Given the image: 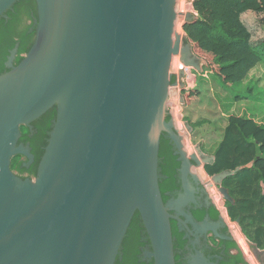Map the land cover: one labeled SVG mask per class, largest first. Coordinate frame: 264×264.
<instances>
[{
	"label": "water",
	"instance_id": "1",
	"mask_svg": "<svg viewBox=\"0 0 264 264\" xmlns=\"http://www.w3.org/2000/svg\"><path fill=\"white\" fill-rule=\"evenodd\" d=\"M17 1L0 0V17ZM190 1L36 0L34 43L17 67L14 50L11 70L0 75V264H116L137 212L155 264H176L169 210L191 196L184 145L202 167L189 146L192 127L169 109L186 104L185 70L207 66L179 32L182 21L197 18L178 10ZM54 107L37 176L23 179L13 158L32 165L35 156L20 143L21 127L32 132ZM163 134L179 150L185 189L168 203L160 188ZM253 165L211 183L234 204L223 182Z\"/></svg>",
	"mask_w": 264,
	"mask_h": 264
},
{
	"label": "trees",
	"instance_id": "2",
	"mask_svg": "<svg viewBox=\"0 0 264 264\" xmlns=\"http://www.w3.org/2000/svg\"><path fill=\"white\" fill-rule=\"evenodd\" d=\"M21 2L26 3L27 17L34 12L35 17L38 18L35 0H21ZM187 9L188 6L185 4L184 8L178 10L182 12ZM193 10L197 18L183 25L187 41L197 45L204 53L213 55V62L219 67L225 83L245 82L249 75L264 63V41L260 47L253 44V34L245 24L244 17L250 12L263 16L261 21L264 25V0H194ZM1 26H4V22H0ZM35 35L36 31L28 34L27 26L26 49L21 48V52L28 53L34 43ZM20 61L21 58H18L17 62ZM191 93L195 94L191 101L194 104L199 101L198 92L193 90L187 94L191 95ZM56 112L57 108L54 107L32 124L34 128L32 137L29 128L24 129L25 133L21 141L30 144L35 162L27 169L22 167L19 156L13 158L12 170L21 178L25 179L22 174L26 173L31 178H36ZM202 124L203 121H199L197 125ZM168 148V142L163 137L160 161L165 158L164 161L168 162ZM212 154L215 156V161L207 167L210 176L254 163L252 168L243 169L227 178L224 185L234 200L240 203V210L235 217L242 215L243 219H247L246 227H250V232L259 234L255 237V241L264 242V190L262 188L264 184V123L260 124L249 116L230 115L224 127L223 138ZM160 167H162L161 162ZM169 171L166 170L165 173ZM138 216L140 215L137 212L132 220L131 228L136 225ZM131 228H129L130 231Z\"/></svg>",
	"mask_w": 264,
	"mask_h": 264
},
{
	"label": "flooded vegetation",
	"instance_id": "3",
	"mask_svg": "<svg viewBox=\"0 0 264 264\" xmlns=\"http://www.w3.org/2000/svg\"><path fill=\"white\" fill-rule=\"evenodd\" d=\"M36 20L34 12L30 13L29 17L26 16V3L21 0L0 17V22H4V26L0 27V75L11 70L8 63L14 50L16 55L12 63L13 67H17L26 56V53L21 52V48L26 49V27L28 26V34L36 31ZM4 27H8L7 30H4ZM18 58H21L20 62H17ZM185 128L187 129L186 124ZM24 129L26 126L21 127V139L25 133ZM193 132H189V135H194ZM33 135L34 128L31 137ZM163 137L168 142L169 148L168 162L164 161L165 158L160 161L162 164V167H159L160 188L164 202L168 203L177 200L180 194H184L185 189L180 174L182 163L179 162V150L166 134H163ZM21 139L20 143L26 145ZM184 151L187 152L192 167L188 174L191 196L185 205H174L169 210L175 263L264 264V242L255 241V237L259 234L250 232V227H246L247 219H243L242 215L235 217L240 210V203L235 200V203L231 204L225 200L219 193L218 186L211 183L207 167L214 161L205 164L199 151L208 156H212V153L204 146H196L195 156L197 159V155L201 158L198 160L202 164V167H198L195 160L191 159L185 145ZM19 160L22 162V167L27 169L33 165H28V160L22 156H19ZM166 170L170 171L165 173ZM193 174H197L198 178L196 179ZM22 176L34 179L27 173ZM223 186L227 188L224 182ZM152 253L151 241L141 216H138L136 225L127 233L116 264H155L154 258L150 256Z\"/></svg>",
	"mask_w": 264,
	"mask_h": 264
},
{
	"label": "rangeland",
	"instance_id": "4",
	"mask_svg": "<svg viewBox=\"0 0 264 264\" xmlns=\"http://www.w3.org/2000/svg\"><path fill=\"white\" fill-rule=\"evenodd\" d=\"M193 1L184 2L188 9L180 13L195 14ZM262 17L252 12L244 17L245 24L253 34V44L259 47L264 41ZM184 24L185 21H182L179 27L182 35H186L183 30ZM193 46L195 53L207 61V66L202 73L193 69L187 71L188 75L184 80L186 87L182 94L186 104L170 102L169 109L170 112L177 110L176 120L181 125L185 126L188 123L192 127L194 135L190 136L189 146L201 145L215 151L223 138L224 127L230 115L249 116L260 124L264 123V63L255 69L245 82L225 83L219 67L213 62V55L204 53L197 45ZM193 90L198 92L199 99L194 104L191 101L195 94H187ZM188 102L191 104L188 105ZM199 121H203V124L197 125Z\"/></svg>",
	"mask_w": 264,
	"mask_h": 264
},
{
	"label": "crops",
	"instance_id": "5",
	"mask_svg": "<svg viewBox=\"0 0 264 264\" xmlns=\"http://www.w3.org/2000/svg\"><path fill=\"white\" fill-rule=\"evenodd\" d=\"M187 107H188V106H187ZM187 107H186V108H187ZM221 140H222V139H221ZM221 140H220V141H221ZM220 141H219V143H220ZM219 143H218V144H219ZM204 147H205V146H204ZM207 149L209 150L210 153H214V151H212L211 148H207ZM212 156H214V155L212 154Z\"/></svg>",
	"mask_w": 264,
	"mask_h": 264
},
{
	"label": "built area",
	"instance_id": "6",
	"mask_svg": "<svg viewBox=\"0 0 264 264\" xmlns=\"http://www.w3.org/2000/svg\"><path fill=\"white\" fill-rule=\"evenodd\" d=\"M189 70H191V69H186V70H185V71H186V76L188 75V74H187V71H189Z\"/></svg>",
	"mask_w": 264,
	"mask_h": 264
}]
</instances>
